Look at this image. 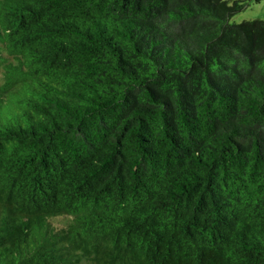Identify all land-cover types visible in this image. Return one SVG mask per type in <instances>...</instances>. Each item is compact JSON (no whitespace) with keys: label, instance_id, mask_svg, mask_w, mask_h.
<instances>
[{"label":"trees","instance_id":"16d2710c","mask_svg":"<svg viewBox=\"0 0 264 264\" xmlns=\"http://www.w3.org/2000/svg\"><path fill=\"white\" fill-rule=\"evenodd\" d=\"M248 1L0 0V264H264Z\"/></svg>","mask_w":264,"mask_h":264},{"label":"rangeland","instance_id":"374dc122","mask_svg":"<svg viewBox=\"0 0 264 264\" xmlns=\"http://www.w3.org/2000/svg\"><path fill=\"white\" fill-rule=\"evenodd\" d=\"M253 20H264V0H259L258 3H255L253 0L248 1L240 12L230 18L229 24H239ZM50 223L55 228H61L66 222L65 219L54 218Z\"/></svg>","mask_w":264,"mask_h":264}]
</instances>
